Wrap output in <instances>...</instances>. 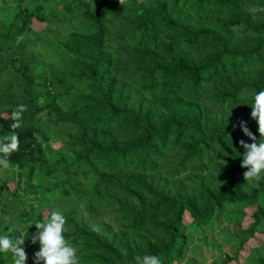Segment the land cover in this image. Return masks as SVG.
Segmentation results:
<instances>
[{"label": "trees", "instance_id": "1", "mask_svg": "<svg viewBox=\"0 0 264 264\" xmlns=\"http://www.w3.org/2000/svg\"><path fill=\"white\" fill-rule=\"evenodd\" d=\"M259 9L264 0H0V136L27 106L19 150L0 167V234L28 231L26 264L39 250L28 226L51 211L66 217L80 264H264V175L244 180L239 144L253 142L242 121L260 142Z\"/></svg>", "mask_w": 264, "mask_h": 264}, {"label": "clouds", "instance_id": "2", "mask_svg": "<svg viewBox=\"0 0 264 264\" xmlns=\"http://www.w3.org/2000/svg\"><path fill=\"white\" fill-rule=\"evenodd\" d=\"M123 5L124 0H119ZM142 3L143 0H140ZM255 12L257 9H252ZM264 11V9H259ZM251 118L258 125L260 142H256V136L249 130L246 122H241L240 127L244 135L249 137L252 143L240 140L239 144L244 149L242 153L241 168L247 169L243 173L246 182L259 181L264 175V91L256 92L252 97ZM27 110L26 105H19L11 112L13 123L10 125L11 131L0 136V167L9 166V157L19 150V134L15 129L20 128L22 113ZM66 217L60 211H51L44 221L30 223L28 229L35 225L36 232L31 235V243H39V250L33 254L34 264H80L77 255V248L70 243L63 235ZM13 229H9V232ZM28 231L15 238L8 234H0V253H11L13 264H26L28 259L25 248V239ZM135 264H161L160 259L152 254H137L134 257Z\"/></svg>", "mask_w": 264, "mask_h": 264}, {"label": "rangeland", "instance_id": "3", "mask_svg": "<svg viewBox=\"0 0 264 264\" xmlns=\"http://www.w3.org/2000/svg\"><path fill=\"white\" fill-rule=\"evenodd\" d=\"M10 185H12V184H10ZM185 217L187 218V215H185ZM246 222H248L247 219L244 220V222H243L242 225H245ZM262 238H263V237H262V234L258 233L257 238H254V239H252V240L250 241V245H256V244L259 242V240L262 239ZM201 249H202L203 254H205L206 256H207L208 254H210L209 252H207V251H209V250L206 248V246H205V247H204V246H201ZM246 251H247V250L242 251L241 253L244 255V254L246 253ZM186 256H187V254H186ZM207 262H209V258H207ZM227 264H230V263H227Z\"/></svg>", "mask_w": 264, "mask_h": 264}]
</instances>
